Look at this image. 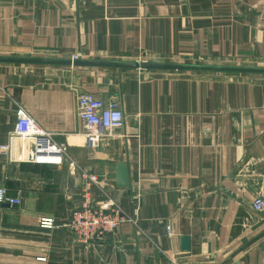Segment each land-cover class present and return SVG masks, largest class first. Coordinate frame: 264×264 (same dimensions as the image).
I'll list each match as a JSON object with an SVG mask.
<instances>
[{"label": "crops", "instance_id": "obj_1", "mask_svg": "<svg viewBox=\"0 0 264 264\" xmlns=\"http://www.w3.org/2000/svg\"><path fill=\"white\" fill-rule=\"evenodd\" d=\"M0 56L263 64L264 0H0ZM80 93L116 103L123 126L87 141ZM20 111L67 157L0 154V187L23 199L0 206V264H264V212L252 208L264 200V79L0 64V146ZM79 171L105 179L132 221L88 245L66 228Z\"/></svg>", "mask_w": 264, "mask_h": 264}, {"label": "built area", "instance_id": "obj_2", "mask_svg": "<svg viewBox=\"0 0 264 264\" xmlns=\"http://www.w3.org/2000/svg\"><path fill=\"white\" fill-rule=\"evenodd\" d=\"M71 59L77 60L80 56H73ZM77 101L78 115L84 124V137L90 143H95L109 132L123 126L124 117L116 103H104L88 93H80ZM0 154L15 164L61 161L67 157L66 147L56 144L50 135L22 111L17 114L15 131L9 137L8 143L0 146ZM70 168L73 173L78 171L74 164H70ZM79 173L80 183L73 187L79 197L78 206L71 211L66 228L76 241L88 245L113 235L119 226L132 221L119 204L103 191L109 185L105 179L83 171ZM93 187L101 190L104 198L102 202L97 203L93 199ZM22 202L20 196H11L5 188L0 187V206L18 207ZM252 208L257 213L264 212V200H254ZM39 226L51 229L53 222L51 219H41ZM166 233L170 235L169 228H166ZM164 264H177L175 256H168Z\"/></svg>", "mask_w": 264, "mask_h": 264}, {"label": "water", "instance_id": "obj_3", "mask_svg": "<svg viewBox=\"0 0 264 264\" xmlns=\"http://www.w3.org/2000/svg\"><path fill=\"white\" fill-rule=\"evenodd\" d=\"M0 64L162 71V72H191V73H211V74H239V75L250 74V75L264 76V68L154 63L149 61L125 62V61L83 60L81 58L77 60H72V59L0 56ZM114 185L115 188L118 190L129 189V179L127 174V169L124 165H116ZM263 235L264 233L261 236ZM180 243H181L182 252L189 251L188 238H181Z\"/></svg>", "mask_w": 264, "mask_h": 264}, {"label": "rangeland", "instance_id": "obj_4", "mask_svg": "<svg viewBox=\"0 0 264 264\" xmlns=\"http://www.w3.org/2000/svg\"><path fill=\"white\" fill-rule=\"evenodd\" d=\"M71 59V58H70ZM213 66H230V67H249V68H264V63H238V64H227V65H213ZM207 75L210 76H221V77H226V78H247V79H252V78H257V79H264L263 75H239V74H211V73H206Z\"/></svg>", "mask_w": 264, "mask_h": 264}]
</instances>
